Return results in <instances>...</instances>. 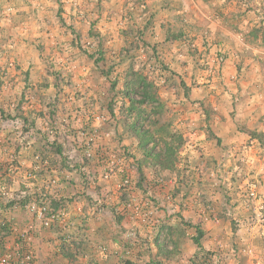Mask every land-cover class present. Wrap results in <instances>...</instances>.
I'll return each mask as SVG.
<instances>
[{"label": "rangeland", "instance_id": "rangeland-1", "mask_svg": "<svg viewBox=\"0 0 264 264\" xmlns=\"http://www.w3.org/2000/svg\"><path fill=\"white\" fill-rule=\"evenodd\" d=\"M146 1L0 0V98L14 90V82L8 78L15 71L16 63H21L19 57L23 54L28 56L29 49L35 53L43 66L44 75L50 77L53 84L48 91L53 96L45 102L46 110L38 113V107L35 108L37 95L40 87H46L47 83L41 81L36 84L40 81L38 74L36 83L29 81V70L24 71L22 77L25 85L22 96L16 102V109H20V113L24 112L22 107H26L27 117L19 113L10 116L0 112V118L12 128H16L17 124L24 129L29 128V132L22 133L24 140L33 139L32 136L36 134L33 131L35 125L28 121L32 114L40 115L44 120L42 126H50L49 132H46L51 138L49 142L45 133H41L46 145L36 157L38 171L54 166L50 158L54 154L64 161V165L68 164V168L78 163L83 181L86 182L87 176L91 177L87 182L94 184L93 190L99 195L102 189H106L104 185L98 186L99 180L97 177L94 179L93 175L96 176L100 169L99 178L104 184L118 175L120 179L115 185L114 197L121 199L123 208L117 212L116 221L129 217L132 223L142 222L140 226L135 224L129 229L125 237L127 240L136 239L132 230L151 229L153 212L158 205L157 199L152 197L154 191L161 189L159 185H164V182L169 185L173 181L170 188L185 194L181 204H186L190 194L181 192L180 188L192 175H198V192L214 191L210 200L207 195L201 194L199 202L205 218L215 227L218 224L217 234L222 239L218 238L220 244L216 252H207L201 256V260L187 256L184 264H226L227 259L237 258L245 249L238 244L243 241V237L249 238L252 233L253 237L264 239V101L261 100L264 98V67L253 72L257 77L244 94L236 82L240 79L244 82L247 78L245 73L241 76L238 70L240 66L233 64L237 66V72L227 78L224 73L228 59L226 53L215 51L211 55L203 32L191 37L190 33L178 29L173 21L168 22L169 27L165 29ZM261 17L262 26L249 28L245 41L249 42V47L256 48L251 41L253 35L257 34L264 50V15L261 14ZM156 26L162 31H157ZM198 38L200 42H197ZM197 43L206 45L200 50ZM21 47L25 52L21 51ZM260 56L264 60V53ZM26 62L34 61L27 59ZM181 64L192 66L189 69L190 81L183 79L181 74L178 79L175 78L176 66L179 68ZM39 71L42 74V70ZM145 92L150 97L148 100H144ZM252 98L261 101H256L251 113L253 116L246 118L243 109L250 105ZM86 102L87 105H84ZM60 104L68 106L66 113L62 108L58 110ZM225 114L227 116L223 117ZM188 124L190 127L194 124L193 129H190L192 135L198 132L193 138L203 133L206 142L213 141L214 150L221 151L222 157L217 162L204 160V155H210L212 151L211 148L195 145L198 139L189 149L192 144L187 143V138L179 131L180 127L188 128ZM214 124L228 126L229 132L232 131L234 136L241 139H237L231 148L222 146L221 139L210 131ZM131 125L138 127L139 141L150 142L149 153L160 155L158 160H150L156 164L151 169L159 168L158 164L163 165L166 161L169 173L174 178L159 177V185L151 186L145 193L139 190L144 198L138 201L134 200L131 192L136 190L137 179L144 173L141 169L144 164L139 167L137 162L142 161L145 148L142 149L139 143V151L133 153L135 157L127 148H123V142L130 144L129 141L136 135ZM164 144H168V150ZM12 154L8 156L6 166L11 171H18L16 155ZM167 156L170 160L166 159ZM127 161L134 168H130V173L126 171ZM200 174H204V177ZM218 175L224 176L226 180L222 181L224 179ZM59 181L60 178L54 176L49 182L55 186ZM251 184L256 185L254 197L249 196ZM192 187L187 184L184 189L190 191ZM18 194L14 193L11 200L20 207L22 198ZM22 196H26V193ZM102 196V199L94 201L97 204L95 214L99 216L106 203L110 201L112 204L110 194L104 191ZM28 199H24L21 208L25 213L26 206L34 203L38 205L41 199L46 200L49 208L59 217L53 219L49 227H44L42 221H36L33 214L28 213L38 222L40 232L55 228L58 233L60 231L62 253L69 258L82 256L81 237H85L84 224L81 222L83 217L78 218V222L70 219L66 202L55 203L52 197L42 196L39 201ZM14 227L17 233L7 231L18 240L17 234L22 228L19 225ZM27 228L32 237L35 228ZM189 230L186 228V238L193 245L200 246L201 237L198 244L194 241L200 231L196 230L194 236H190L187 234ZM162 234L163 250L173 248V243H169L170 238L165 236L166 232ZM148 237L147 234L145 239ZM102 247L98 248L102 249L101 252L106 249ZM176 253L187 255L184 249ZM176 256L161 261V264H180L179 260L182 259ZM82 258L87 259L88 256ZM128 262L120 260V264Z\"/></svg>", "mask_w": 264, "mask_h": 264}, {"label": "crops", "instance_id": "crops-1", "mask_svg": "<svg viewBox=\"0 0 264 264\" xmlns=\"http://www.w3.org/2000/svg\"><path fill=\"white\" fill-rule=\"evenodd\" d=\"M146 5L150 10L152 9L154 13H156V18L163 22L165 29L169 27L168 22L173 21L178 29L181 28L184 32L190 33L189 36L191 37L197 34L199 35L202 32L206 34L205 41L208 45L204 44L201 46L200 43H197L199 46L198 48L201 50L206 45L208 49L211 48L209 50L211 55H213L215 51H223L228 55L227 64L224 69L227 78L235 74L238 69L237 66H240L238 70L241 72V76L245 73L247 78L244 82L241 79L236 82L237 84L239 83L244 94L245 89H248L251 83L254 84V79L257 75H253V72L256 71V69L258 72V70L264 67V60H262L260 56L264 53V50L262 49L263 46H261V40H259L257 34L253 35V40L251 41L256 48L248 46L249 42L246 43L245 34L251 27L262 26L261 14L264 15V11L261 8L264 9V0H147ZM17 29L18 28H16V30ZM155 29L157 31L161 30L160 27L158 29L157 26ZM156 30L154 31L157 33ZM199 39L200 38L197 39V42H200ZM216 48L219 49L216 50ZM23 50L25 49L21 47V51ZM27 53L28 56L23 54L24 56L19 57L21 63H16L15 71H13L8 78V80L14 82V90L0 98V112L4 113V115L7 113L12 116L13 114L19 113L20 109H16L18 106L16 102L19 101L24 89L25 82L22 77L24 71L27 72L29 70V81L36 83L38 81V74L40 81L36 84L41 81H46L47 83V88L40 87V93L37 95L38 103L35 104V108L38 107V113L46 110L47 107L45 106V102L49 101L53 96L51 92H48L50 90L49 88L53 87L52 81H50L51 78L44 75L43 66L40 65L41 63L37 60L35 53L31 49H29ZM258 53L260 54L258 55ZM27 59L34 62L27 63ZM240 61H242V63H240ZM233 64L237 66L235 67ZM29 65L31 66L30 68ZM190 67L184 64H181L179 68L176 66L177 71L175 70V72L173 70L177 75L175 78L178 79V76L181 74L183 79L190 81ZM246 67L247 69L245 70ZM39 69L42 70V74H39ZM184 73L187 78H185ZM45 97L48 98L46 99ZM59 98H61L60 95ZM261 100L264 101V98H261ZM261 100L257 101L252 98L249 101L250 105L243 109L246 111L243 116L246 118H248V116L252 117L253 115L251 113L253 109H255L254 106H256V101L259 102ZM84 105H87V102ZM78 106H80L79 108L82 107L80 104ZM57 108L58 110L62 108L63 112H65L68 106L60 104ZM22 109L25 113L20 112L19 115L27 117L26 107H22ZM243 110H241V113ZM32 115L33 116L28 121L35 125L33 131H35L36 134L32 136L33 139L30 138L31 140H24V135H22L23 131H25L24 134L29 132V128L24 129L19 124H17L16 128H12L9 123L2 121L0 118V221L16 226L19 225V227L31 226L35 228L36 235L33 234L29 242H22L21 244V242L19 243L18 240H15L12 234L0 228L1 246L11 247L12 250L16 247H21V253L25 251L31 252L34 257L32 264H85L86 261L88 264H120L121 259L129 261L128 264H161V261L165 259L171 257L177 258L176 255H179V259H182L181 261L179 260V263L184 264V258L187 256L201 260V256L207 252L213 253L216 252L215 250H218L217 246L220 244L218 238H221V236L217 234L218 224L215 227L214 223H211L209 219L205 218L204 211L199 202L201 194L207 195L210 200L214 195V191L209 192L208 190H203V192H198V188L196 187L198 186V175L194 174L192 175L193 179H187V182L180 188L181 192L187 193V195L190 194L188 199L189 202L181 204V202H184L182 197L185 194H180L175 188H170L173 181H171L169 185H167L166 182H164L162 186L158 184L160 181L159 177H169V179L172 180L174 179L173 175L169 173V167H165L162 164H160V166L158 164L159 168L157 169H151V166L156 167V164H152L150 160H158L160 155L149 153L150 142L144 144V141L141 142L138 140L140 139V135H138L137 132L138 127L136 128L135 125V127L131 125L136 135H133L134 138L131 139L132 141H129L130 144L123 142V148H127L132 154L139 151V143L142 149L145 148V157L143 156L142 161L137 162L139 167L144 164L143 167H141L144 173L139 179L136 178L138 180L136 184L137 188H134L136 190L131 192V196L134 200L138 201L144 198L140 194V191L145 193V190L150 189L151 186H157V184L161 189L159 190L158 188L156 192H153L154 197L152 198L157 199L158 205L153 212L154 221L152 222L153 225L151 229L137 228V230H132L136 239L127 240L125 237L129 229L135 224L136 226H140L142 222L136 221L132 223L129 217H123L120 221H116L115 216L117 212L123 208L121 199L119 200V198L116 199L114 197L115 185L119 182V176H113L109 181L110 183L104 184L99 178L100 169L96 176L93 175L94 179L97 177V181L99 180L98 186L104 185V189H106L103 190L101 188V191H106V193L110 194L112 197V204H110V201L106 203L105 200L106 206H103V212H100V216L96 215L97 204H94V201L103 197L102 192L100 191L101 195L97 194L92 187L94 184L87 182L91 180V177L87 176L86 182L85 180L83 181L82 174L78 170L81 166H79L78 163H74L73 166H69L68 168V166H66L68 164L64 165V161L60 160V158L54 154L50 157L52 159L51 164L53 163L54 166L50 164L51 167H46L44 171H42V169L38 171L39 162L36 157L38 156L37 154L42 151L44 145H46L41 137V133H45L47 142H49L51 138L46 132H49L50 126H42L44 125V120L41 119L39 114ZM226 116L225 114L223 117ZM187 127L188 128L185 129L180 127L181 130L179 131L183 133L184 138H187V143L189 142L192 144L189 146V149L193 147V144L198 139L195 145L211 148L212 151V154L204 155V160L207 162H217L220 157H222V154L221 151L218 152L219 150H214L213 141L206 142L203 133L200 134L198 138H193V136L198 133L196 132L192 135V132H190L194 124L193 127H190L189 124ZM13 129H17L19 132ZM210 129L216 137L221 139V145L227 146L228 148L233 147L237 139H241L238 138V136H234L232 131L229 132L230 128L226 125L223 127L222 125L214 124ZM229 136H232L233 139L230 140ZM12 153L16 155V163L19 166L18 171H11L6 166L8 156L14 155ZM133 155V157H135V154ZM131 165L132 164L128 161L125 163L127 167L126 171H129V173L130 168L134 170ZM58 167L61 169H57ZM73 167L75 170H73ZM131 173V178L133 179V172ZM57 174H59V176H57ZM27 175H29V178H27ZM200 175L203 176L204 174ZM210 175L214 176L213 173ZM54 176L60 178V181L57 182L55 186L50 185L51 183L49 182ZM218 177L223 178L224 180L222 181L226 180L222 175H218ZM214 181L215 180H212L211 182ZM187 184L193 186L190 191L184 189ZM201 186L205 185L202 184ZM14 193H19L18 196L21 195L20 207L13 204L11 200ZM25 193L26 196H22ZM42 196L47 198L52 197L55 203L66 202L67 210L71 215L70 219H74L78 222V218L81 216L83 217L81 222L84 224L83 234L85 237H81L82 256L77 258L73 256L69 258L65 253H62L63 248L60 247L59 238L60 231L58 233L54 228L52 231L48 229L47 231L40 232L38 222L21 209L22 206H24V199L31 197L28 200L37 199L39 201ZM192 196L194 198H192ZM149 204L152 208V204ZM54 206L56 207V205ZM104 213L105 215H103ZM189 218L191 219L190 221L187 220ZM72 220L70 221L75 225V221ZM186 221L188 223H186ZM186 228H190L187 232L190 236H194L196 230L201 232L200 246L197 247L195 244L193 245L186 238ZM163 232H166L165 236L170 238L169 243H173V251L172 247L164 248L166 250H163L161 244L164 237V234H162ZM147 234L149 237L145 239ZM252 235L251 233L249 238L243 237V241L238 242V244L240 246L243 245L245 249L239 253L240 255H238L237 258L233 257V259H227L226 264H264V239L253 237ZM100 246H103L102 248L106 247V249H103V252H101L100 250L102 249H98ZM183 249L187 252L186 256L176 253L178 250L182 252ZM86 256H88L87 259L82 258H86ZM12 264H19L18 260L14 258Z\"/></svg>", "mask_w": 264, "mask_h": 264}, {"label": "built area", "instance_id": "built-area-1", "mask_svg": "<svg viewBox=\"0 0 264 264\" xmlns=\"http://www.w3.org/2000/svg\"><path fill=\"white\" fill-rule=\"evenodd\" d=\"M256 192V185H250L249 196L254 197ZM2 193V191H1ZM3 194V193H2ZM4 195V194H3ZM26 213H32L35 220L40 222L42 221V225L44 227H49L52 220L56 219L58 216L54 213V211L49 208L46 200H40L39 204H29L25 207ZM59 218V217H58ZM0 228L7 229L10 232L17 233L16 227L13 224L6 223L4 221H0ZM21 231L17 234V239L19 243L21 242H29L31 237L29 236V230L27 227H21ZM21 247L14 248L12 250L11 247H4L0 245V264H12L14 258L18 260L19 264H32L34 257L31 252L25 251L20 252Z\"/></svg>", "mask_w": 264, "mask_h": 264}, {"label": "trees", "instance_id": "trees-1", "mask_svg": "<svg viewBox=\"0 0 264 264\" xmlns=\"http://www.w3.org/2000/svg\"><path fill=\"white\" fill-rule=\"evenodd\" d=\"M144 95L146 96V97L144 96V100H148V98H150V97L147 95L146 92L144 93ZM144 100L141 101V102L143 103ZM144 144H146V143H144ZM165 146H166L165 149L168 150L167 145H165ZM166 159L170 160V159H169V156H167ZM164 162H165V164H163V165H164L165 167H169L168 163H167L166 161H164ZM55 209H56V207H55ZM200 237H201V232L198 233V237L194 240L196 244H198V241H199L198 239H199Z\"/></svg>", "mask_w": 264, "mask_h": 264}]
</instances>
